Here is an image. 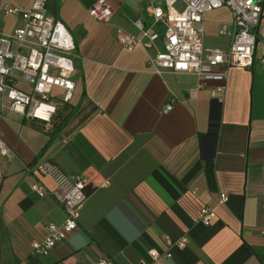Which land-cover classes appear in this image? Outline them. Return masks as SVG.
<instances>
[{"label":"crops","instance_id":"crops-1","mask_svg":"<svg viewBox=\"0 0 264 264\" xmlns=\"http://www.w3.org/2000/svg\"><path fill=\"white\" fill-rule=\"evenodd\" d=\"M32 1L0 5L29 9ZM95 1L46 3L76 44L68 106L59 102L49 125L0 115L12 152L0 155V264H92L100 257L135 264L150 260L149 248L166 247L163 235L186 242L154 264H264V48L259 43L252 65L230 66L221 81L158 73L142 46L127 49L117 41L116 28L137 32L132 21L140 18L161 31L149 14L160 0H106L114 9L108 21L88 13ZM202 16L203 45L228 47L229 37L217 29L232 20L230 10ZM21 23L17 14L0 15L2 31ZM219 84L223 89L215 91ZM46 159L85 174L87 198L76 228L49 253L35 254L32 242L43 238L46 223L65 217L54 179L26 169ZM35 182L43 195L32 190ZM204 205L215 212L208 224Z\"/></svg>","mask_w":264,"mask_h":264},{"label":"built area","instance_id":"built-area-1","mask_svg":"<svg viewBox=\"0 0 264 264\" xmlns=\"http://www.w3.org/2000/svg\"><path fill=\"white\" fill-rule=\"evenodd\" d=\"M263 1L160 0V4L149 6V14L153 24L162 23L161 31L135 18L132 22L137 32L117 27L116 39L127 49L142 46L147 51L149 68L158 73L172 69L191 72L200 81H221L230 66L250 67L259 43L264 48ZM46 3L47 0H33L29 9L0 5V15L17 14L22 18V23L12 31L0 29V115L8 111L49 125L59 102L70 103L74 95L76 44L65 23L47 12ZM222 7L230 10L232 20L220 23L217 31L229 37L230 43L226 48L205 47L202 15ZM88 13L97 20L108 21L114 9L106 0H96ZM259 60L264 67V50ZM223 87L219 84L215 91ZM173 100L171 97L165 110L171 108ZM11 153L0 131V155L8 157ZM26 169L54 179L57 200L65 211L63 221L46 223L43 238L32 242L33 253L47 254L76 228L87 198L88 177L82 173H67L47 159ZM108 183L106 180L105 184ZM31 188L39 195L45 193L40 183L31 184ZM227 198L226 194L220 195V201ZM200 213L205 224L210 223L215 214L207 205L201 207ZM163 239L166 244L163 250L151 247L147 250L150 260L141 258L135 264H154L159 259L169 258L175 247H182L186 242L185 237L172 239L163 235ZM108 263L107 258L100 257L92 264Z\"/></svg>","mask_w":264,"mask_h":264},{"label":"trees","instance_id":"trees-1","mask_svg":"<svg viewBox=\"0 0 264 264\" xmlns=\"http://www.w3.org/2000/svg\"><path fill=\"white\" fill-rule=\"evenodd\" d=\"M62 104H65L66 106H68L66 103H62ZM58 110H59V106H58L57 111H58ZM69 114H71V110L64 114L62 120H64ZM87 183H88V180H87V182H86V186H87Z\"/></svg>","mask_w":264,"mask_h":264}]
</instances>
